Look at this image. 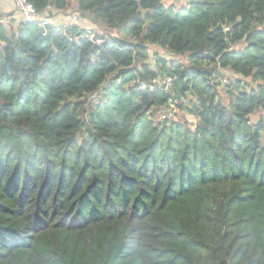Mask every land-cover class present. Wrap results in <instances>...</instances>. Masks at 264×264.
Listing matches in <instances>:
<instances>
[{"label": "trees", "instance_id": "1", "mask_svg": "<svg viewBox=\"0 0 264 264\" xmlns=\"http://www.w3.org/2000/svg\"><path fill=\"white\" fill-rule=\"evenodd\" d=\"M28 1L51 13L71 0ZM78 7L120 35L0 24V264H264V117L251 120L264 0ZM151 44L190 64L159 58L155 71ZM218 62L237 77L227 86L209 82ZM157 74L197 97L194 130L154 121L171 95L140 86ZM109 77L107 102L90 105Z\"/></svg>", "mask_w": 264, "mask_h": 264}, {"label": "built area", "instance_id": "2", "mask_svg": "<svg viewBox=\"0 0 264 264\" xmlns=\"http://www.w3.org/2000/svg\"><path fill=\"white\" fill-rule=\"evenodd\" d=\"M15 3V9L19 15V20L18 22H34L37 23L43 30H44V35L46 34V31L49 26H52L55 29H60L62 27H68L67 26V21L63 20L61 23L63 25H59L57 19L54 17H51V13L55 12L53 10L52 5H48L45 11L39 12L36 7L29 2L28 0H14ZM9 20V17L6 15H3L0 13V24H5ZM71 21H75L71 25H78L79 21V15H76L73 17ZM9 22V21H8ZM70 25V26H71ZM81 28V27H80ZM84 29V28H81ZM86 30V29H85ZM88 33V37L90 39L95 40L97 44L101 43L97 42L99 39H95V35H93L92 32L86 30ZM225 31H231V27H226ZM117 32V31H116ZM117 34V33H115ZM111 36H118V35H112ZM232 49H238V44H234L231 47ZM229 74L235 75L234 72L231 70L229 67H223L220 62L217 63V65L214 67L210 74V84L211 85H219L221 86H227L230 82V77ZM179 80L178 75H163V74H157L155 77H152L149 81L142 83L140 88L144 91H149V92H155V91H163L165 93H168L171 95L169 101L159 107H156V110L158 112L156 113V121L161 122V121H173L176 118L175 113L177 112V109H181L180 106L184 105L185 107H191L189 106V103L187 102L186 97L184 96H177V92L174 89L175 83ZM111 78L109 77L106 82L102 85V87L95 92L92 96L89 95L90 100L96 101V103H106L107 99L105 98V89L108 88L109 83L111 82ZM120 82V80L118 81ZM93 105V104H91Z\"/></svg>", "mask_w": 264, "mask_h": 264}, {"label": "rangeland", "instance_id": "3", "mask_svg": "<svg viewBox=\"0 0 264 264\" xmlns=\"http://www.w3.org/2000/svg\"><path fill=\"white\" fill-rule=\"evenodd\" d=\"M164 2L167 5H172L173 7H175V10H179L182 8H185L188 6V3H190V0H164ZM56 11V10H55ZM13 15V14H12ZM16 15V14H14ZM76 15H79V21H78V27L84 28L90 32L93 33V35H98L100 38L101 37H106L108 35L111 36L112 35H120L119 32L115 29H112L111 27H108L105 23L101 22V21H95L92 16L90 15H83L82 12L79 10L78 7V0H72L70 2V6L67 7V9H65L62 12L59 13H51V17H54L55 19H57L59 25H63L60 22L61 17L66 19L67 21V26H70L71 24H73L75 21H71L73 19V17H75ZM9 21V20H8ZM5 23L8 26V29L12 30H17V26H14V22H8ZM75 24V23H74ZM13 30V31H14ZM117 31V32H116ZM117 33V34H115ZM117 36V37H118ZM97 40V42H100V39ZM245 46L244 43H240V45H238V49H242ZM150 56H149V60L151 61L152 67L154 68L155 71H160L159 67H160V63L158 61L159 58L161 59H165L167 61V63L169 64L171 60H174L175 62L181 63L184 66H187L190 64L189 58L188 56H175L172 55L171 53H169L168 51H166L165 49L157 46V45H153L151 44L150 46ZM230 77V82H234L236 80V76L229 74ZM247 84H249V87H254L256 86L255 82H252L251 79L247 80ZM129 86V85H128ZM127 86V87H128ZM176 91V90H175ZM218 97L219 99L221 98L222 103L224 105H228L230 102V98L229 95L226 92V87H220V93H218ZM84 99V98H83ZM187 102L189 103V106L193 107V103H197V97L193 96V95H189L186 96ZM89 104L91 105V100L90 98L88 99ZM92 104H96V101H93ZM181 109H177V112L175 113L176 118L173 121H177L179 123H186V127L188 129L194 130L195 128V121H194V117L192 116L191 113H189V111L187 110L186 107H184V105L180 106ZM154 110V116L153 119L155 122L156 121V113L158 112V110H156V107L153 109ZM88 112L85 113V117L87 116ZM156 116V117H155ZM263 116L264 117V110H259L258 112H256L251 120L252 121H257L258 119H260V117ZM194 121V123H193Z\"/></svg>", "mask_w": 264, "mask_h": 264}, {"label": "crops", "instance_id": "4", "mask_svg": "<svg viewBox=\"0 0 264 264\" xmlns=\"http://www.w3.org/2000/svg\"><path fill=\"white\" fill-rule=\"evenodd\" d=\"M64 10H61V11H57L56 10L53 13H59V12H62ZM0 13L3 14V15L8 16L9 17V22H15L16 23V24L14 23L15 26H17V23H19L18 22L19 15H18V13H17V11L15 9L14 0H0ZM14 14H16V15H14ZM63 20H66V19H64V18L61 17L60 22L63 21Z\"/></svg>", "mask_w": 264, "mask_h": 264}]
</instances>
